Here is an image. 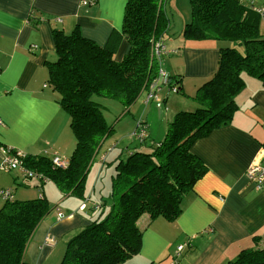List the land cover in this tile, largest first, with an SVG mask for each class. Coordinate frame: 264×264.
I'll list each match as a JSON object with an SVG mask.
<instances>
[{
	"label": "crops",
	"instance_id": "1",
	"mask_svg": "<svg viewBox=\"0 0 264 264\" xmlns=\"http://www.w3.org/2000/svg\"><path fill=\"white\" fill-rule=\"evenodd\" d=\"M127 1L0 0V160L8 156L5 148L49 160L56 155L71 157L77 138L49 70V62L57 60L53 28L68 34L79 29L97 44L113 48L116 59H122L130 48L123 34ZM249 2L261 17L260 28L264 34V13L257 9L264 8V0ZM179 39L166 42V36L163 38L167 50L176 53H169L168 71L163 68L168 53L163 55L161 67L171 78L174 73L182 75L178 83L185 96L172 95L180 89L169 91V84L159 82V97L153 101L166 102V109L158 106L161 114L154 119L142 117L149 131L139 127L143 119L137 118L133 134L138 141L152 134L156 136L159 126L157 139L162 141L168 122L178 111L200 106L193 95L218 70L220 49L229 45L222 42L231 44L217 38ZM155 64L160 67L159 63ZM243 78L246 86L236 96L239 109L230 124L215 129L191 147L206 164L207 172L184 197L181 212L175 218L144 213L138 219L142 246L136 255L144 261L228 264L242 250L256 246V235L264 234V194L247 177V168L256 160L264 159V84L248 72H243ZM153 86L148 85L142 93L145 102L148 89ZM127 148L114 145L98 150L85 183V199L62 192L46 176L26 177L19 169L0 173V189H9L14 200L45 196V183L53 184V197H61L59 201L77 199L76 207L67 206L66 212L56 207L57 212L41 221L33 235L36 240L27 252L30 263L47 264L53 254L60 263L68 240L90 223L89 215L109 208L103 206L93 211L89 206L102 204L101 196L106 198L111 194L114 160ZM28 178L32 179L27 181ZM6 201L7 198L0 196V210ZM180 245L183 248L177 254Z\"/></svg>",
	"mask_w": 264,
	"mask_h": 264
},
{
	"label": "trees",
	"instance_id": "2",
	"mask_svg": "<svg viewBox=\"0 0 264 264\" xmlns=\"http://www.w3.org/2000/svg\"><path fill=\"white\" fill-rule=\"evenodd\" d=\"M166 2L127 1L123 34L130 48L122 59H116L113 48L97 44L79 29L68 34L53 28L57 60L49 62L51 82L71 116L76 148L66 168L43 157L19 154L15 148H7L8 154L18 157L36 177L46 176L62 192L85 199L83 191L94 157L103 141L115 132V125L102 111L103 104L94 97L115 99L129 107L157 80L154 62L158 63L159 57L155 49L159 43L166 46L163 38L171 30ZM191 3L193 18L182 35L186 39L227 40L231 46L221 47L218 70L198 88L194 97L200 104L198 108L178 111L168 122L162 141L149 144L143 139L116 156L111 194L101 196L102 204L89 206L93 211L109 208L89 215L90 223L68 240L60 264H119L136 255L142 246V231L137 226L141 215L175 218L186 194L207 172L206 164L191 147L215 129L230 124L239 109L236 96L246 86L243 72L260 78L264 84L261 17L249 0ZM162 51V55L176 53L167 47ZM172 78L168 79L169 91L173 86L179 90L180 80L174 82ZM159 82L163 84V78L154 84L157 87L148 89L154 94L152 98L159 97ZM138 125L149 128L144 120ZM52 208L45 196L5 202L0 210V264H32L25 260L28 243ZM254 240L255 247L242 250L228 264H264V243L260 245L264 234L256 235Z\"/></svg>",
	"mask_w": 264,
	"mask_h": 264
},
{
	"label": "rangeland",
	"instance_id": "3",
	"mask_svg": "<svg viewBox=\"0 0 264 264\" xmlns=\"http://www.w3.org/2000/svg\"><path fill=\"white\" fill-rule=\"evenodd\" d=\"M191 2H192V0H168L167 4L165 6V12L170 19L171 30H170V33L166 34V42H171V41H175L177 39L180 40L179 38H184V36L182 35L183 29L185 28L187 23L192 21V18H193L192 3ZM188 15H189V17H187ZM210 39H213V38H210ZM222 43L224 45H227V44L230 45V43H227V42H222ZM170 56L171 55H169V53L165 56V63L163 64V68L167 71L170 68V61H169V59L171 58ZM163 58H164V56L162 54H160V56L158 58L159 59L158 63L160 64V66H161V62L163 61ZM172 62L175 63V60H172ZM172 76H173L172 79L174 82H176V80H182L181 74L177 75L174 73V74H172ZM172 79H170V82L172 81ZM180 91H182V89H180L179 92H172V95L185 96V93H182ZM195 95H196V92L193 95V100H194ZM94 99L96 101L100 102L101 104H103V106H102L103 110L102 111H103L105 117L107 118V121L110 124L115 123L114 125L116 126L115 132H112L103 141V143L101 144L99 149H101L103 146H114V145H116V146H123L126 148L128 146H134V145L138 144L139 138L137 137V139H136V136L133 134L137 118L143 117L146 120V118L148 116H151V118L154 119V118H156L154 116H159L161 114V109L158 107L156 102L153 101L154 98L149 99V100L147 99L148 101L145 102L143 100V97H141V99L137 100L136 102L133 103L132 106H129V107H125L118 100L111 99V98L95 96ZM155 104H156V106H155ZM166 106H167V104L165 102L164 107H162V108H165ZM172 117L173 116H171V118ZM70 124H71V122H70ZM159 130H160V126L157 128L156 136H154L153 134L151 136V137H156V138H154V139H152L151 137L146 138L145 139L146 142L150 143L152 141H158L157 136H158ZM144 132H145V130H144ZM96 156H97V154L94 157L93 165L95 164ZM56 157H59L61 160V162H59L58 164H56L54 162V159ZM51 161L57 167L66 168V167H68V165L70 163V158L68 159V158L56 155L53 158H51ZM17 163H18V166L16 167V169H12L10 172H13V171L17 172L19 170H22L19 168L23 167V162L20 159H18ZM93 167L94 166H92V168ZM27 170L31 171L29 169H27ZM22 171H23V174L26 175V177L35 176L34 174L29 175L28 174L29 172L27 173L25 170H22ZM0 173H9V172H0ZM106 175H107V173L105 174V176ZM88 176H87V179H88ZM247 177L250 179V181L253 182L255 188L260 190L264 194V190L257 187L255 180L253 178L249 177L248 174H247ZM31 179L32 178H28L27 181H30ZM43 187H45L46 198L48 199L49 202L52 203L51 206L52 207L55 206L54 208H52L49 215H51L53 212H57L56 210H54V209H56V207H58V208L60 207L61 209H63L64 212H66L67 206H71L72 208L76 207L77 199L74 197H72L71 199H68L67 201H64V200L59 201L62 199L61 197L59 198V196H57V198H54L53 192H55V191H53L54 189H53L52 183H48V184L45 183L43 185ZM41 192H44V191L41 189ZM7 200H14L13 194L10 197H8ZM59 214H61V212ZM77 233H75V234H77ZM33 240L34 241L36 240V238H34V236L31 238V240L29 241L28 246H27V251H26V255H25V260L27 263H29L27 252L29 251V245L31 244V242ZM63 242L66 243L65 240H63ZM139 256L140 255H136V257H128L127 259H124L119 264H152L150 261H144ZM58 261H60V260H58ZM57 263H59V262H57V255L53 254L50 257V260L47 264H57Z\"/></svg>",
	"mask_w": 264,
	"mask_h": 264
},
{
	"label": "built area",
	"instance_id": "4",
	"mask_svg": "<svg viewBox=\"0 0 264 264\" xmlns=\"http://www.w3.org/2000/svg\"><path fill=\"white\" fill-rule=\"evenodd\" d=\"M259 11L261 13H264V8H258ZM160 45V46H159ZM166 46H163L162 44H158L156 46L155 52H156V57H159L160 54L163 52L162 50L165 48ZM155 63V62H154ZM159 67V66H158ZM157 67V74H158V78L156 81H154L151 85L153 86L154 84H156L160 78H163V83L164 84H168V79H169V74L167 72H165L162 67L160 66L159 68ZM173 90H177V87L173 86ZM153 92L151 91V93L149 92L148 94V100L152 99L153 97ZM155 98V97H154ZM144 132V129L142 130ZM7 151V157L3 158L2 160H0V172H10L12 169H16V167L18 166L17 160L19 159L18 157H12L8 154V149L5 148ZM19 154H23L22 152H19ZM25 155V154H23ZM54 162L56 164H58L59 162H61L59 157H56L54 159ZM22 170H25L29 175H33L35 173H33L32 171H28L26 167H22L19 168ZM247 174L249 177L253 178L256 182V185L258 188L263 189L264 190V159L261 160H256L255 162H253L248 168H247ZM12 194L10 192L9 189H0V196H4L5 198L10 197ZM51 242V241H49ZM183 246L180 245L178 246V253L182 250Z\"/></svg>",
	"mask_w": 264,
	"mask_h": 264
}]
</instances>
